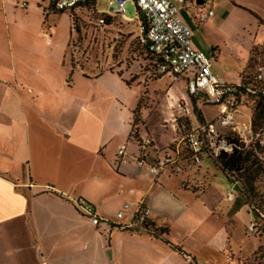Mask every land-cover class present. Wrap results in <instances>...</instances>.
Returning a JSON list of instances; mask_svg holds the SVG:
<instances>
[{
    "label": "crops",
    "instance_id": "crops-1",
    "mask_svg": "<svg viewBox=\"0 0 264 264\" xmlns=\"http://www.w3.org/2000/svg\"><path fill=\"white\" fill-rule=\"evenodd\" d=\"M25 1L0 0V264H191L184 237L210 235L207 223L220 215L223 205L230 208L227 195L207 200L214 183L196 192L191 188L197 182L186 185L184 178L193 172L191 168L197 171L202 164H188L178 177L158 179L134 162L120 164L118 152L123 144L128 143L129 154H138L137 141L131 139L134 129L139 138L152 139L153 159L177 142L174 133L150 128L148 122L144 125L148 110L141 107L144 86L141 79L130 83L133 70H121L118 77L115 72H88L71 65L69 22L64 36L53 33L50 23L46 30L42 18L37 28L24 26L25 33L20 34L21 22L14 15L29 8ZM185 2L179 6L180 16L181 10L191 11L198 28L215 21L217 12L206 0ZM23 3L27 6L22 7ZM221 3L247 8L244 12L257 23L259 30L253 33L247 18L241 23L244 33L255 36L248 47L250 59L254 47L264 44L257 43L264 27L260 13L247 0H219L217 5ZM97 4L94 0L78 9L97 8ZM34 6L46 12L43 9L51 4L36 0ZM209 11L213 15L200 22V13ZM230 21L226 16L216 27L221 33L236 29ZM195 39L193 33L194 49L204 53ZM211 48L214 52L216 45ZM246 67L235 77L215 76L238 85ZM190 78L188 72L176 80L159 76V81H168L170 91L180 94L183 87L178 84L183 82L187 94ZM138 110L140 122L136 123ZM241 111L239 107L236 116ZM236 120L241 122L240 117ZM141 201L150 210L149 223L155 229H169L165 239L105 223L95 227L79 206V202L93 205L101 218L114 222L125 204L135 207ZM200 207L203 215H199ZM166 241L182 247L189 257Z\"/></svg>",
    "mask_w": 264,
    "mask_h": 264
},
{
    "label": "rangeland",
    "instance_id": "rangeland-1",
    "mask_svg": "<svg viewBox=\"0 0 264 264\" xmlns=\"http://www.w3.org/2000/svg\"><path fill=\"white\" fill-rule=\"evenodd\" d=\"M35 1L26 0L25 2L29 4V8L14 15L21 22L20 34L25 33L24 26H28V28L35 26L37 28L42 18V21L44 19V24H46V30L48 23H50L53 33L64 36L68 34L69 22L72 27V36L67 47V53L73 67L83 68L88 72L93 71L95 73L111 71L115 72L118 77L121 74V70L129 69L130 71L133 70L132 74L135 76L130 83H134L138 79L142 80L144 94L141 100V107L148 109L144 125L148 122V127L150 128L170 131L174 133V138L177 139V142H180L185 139L192 128L198 127L203 122H209L219 115L216 107L206 103L203 104L200 100L196 101L185 94L183 82L178 84V86L183 87V94H180L176 90L170 91L172 84L168 81H159V74L154 67L151 56L146 53L141 45L139 23L103 14L108 13L110 10V0H98L97 8L89 5L78 10L65 11L62 14H55L54 12L56 11L52 6H50V9L49 7L46 10L43 9L46 12H39L36 9L37 6L33 7ZM187 1V3H190L191 0ZM218 2L219 0H206V5L217 12L215 21H211L210 24L207 23L206 27L204 25L198 28L194 20L191 19L193 13L181 10V16L193 29L195 40L203 47L204 53L210 59L212 72L220 77H235L248 63L243 71V73L245 72L244 78L246 82H255V80L264 82V70L261 71L260 68L263 55H257L259 53L252 51L249 59L248 47L255 36H250L247 31L244 33L242 31L243 26H241V23H244V18H247V24L250 23L247 26L252 29L250 31L253 33L259 30L257 23L247 12H244L247 8H241L242 6L238 7L239 9L236 7L232 8L228 3H221L222 5L218 6ZM247 2L260 13L259 15L264 21V4L260 3L259 0H247ZM49 10L52 13L49 14ZM237 14L239 18H237ZM136 15V5L133 2L128 3L126 18L135 20ZM226 16L231 19L230 22L233 28L236 29H228L227 32L221 33L220 28L216 26L219 24V20ZM102 20L104 24L101 23ZM23 22L25 25H23ZM27 22H30V24L28 25ZM213 43L216 45L214 52L211 51ZM257 43H264L263 26L260 28ZM260 46H264V44ZM163 103L166 105L163 106ZM240 108L243 112L241 111L240 116H236V118L240 117L239 121L241 122L238 123L243 126L245 123L249 125L251 122L254 132L260 134V138L254 143V147L259 155L255 154L259 156L258 158H260L264 166V120L260 119L256 125L253 124L256 105H253L252 101L241 103ZM249 119L251 120L250 122ZM173 128H175L176 132H173ZM134 132H136V134L134 133L136 137L140 139L137 135V129H134ZM227 134H225V137ZM260 141H263V143H260ZM191 169L190 171L193 172L191 174L186 172L189 175L185 176L184 179L188 182L186 183L187 186L194 185L197 182V186L195 185V188L194 186L191 188L195 192L204 189L206 186V188H209L208 185L210 186L214 183V187L206 196L207 200L210 196L218 197L221 193L225 197L228 191H232L235 198L230 201L226 197L228 202H230L228 203L230 208L227 209V205H223L220 212H218L220 215L223 213L222 216L217 214L218 216L216 215L207 223L206 226L211 232L210 235L203 236L198 234L188 239L184 237L183 240L186 242L184 250L192 258L190 263L256 264L252 256L260 247L264 246V237L261 239L256 238V233L249 230L251 224L256 221L249 208L245 207L238 189L226 180L218 171L214 162L209 159H204L202 167L197 169V171L194 168ZM208 172L209 174L207 175ZM256 185L258 190L264 193V175L258 179ZM214 199L217 198L214 197ZM198 212L199 215L204 214L201 207Z\"/></svg>",
    "mask_w": 264,
    "mask_h": 264
},
{
    "label": "built area",
    "instance_id": "built-area-1",
    "mask_svg": "<svg viewBox=\"0 0 264 264\" xmlns=\"http://www.w3.org/2000/svg\"><path fill=\"white\" fill-rule=\"evenodd\" d=\"M56 11H71L78 9L91 0H48ZM133 2L137 7L135 20L126 18L128 3ZM18 4V2L16 1ZM180 5H186L185 0H110V10L107 14L123 20L137 21L140 25V41L144 49L158 58L157 73L161 77L169 76L179 79L188 72L191 78L187 83V94L190 98L203 104L216 107L219 115L211 122L205 123L198 130L190 131L185 139L169 147L162 157L151 158L150 148L153 141L150 138L138 139L135 134L131 139L137 141L138 154L128 153V143L123 144L118 152L120 164H134L145 169L150 175L158 179L162 176L176 177L185 171L188 164L199 167L204 148L215 158L220 153H231L233 145L228 142L225 134H234L241 143L253 147L260 138L253 130L251 122L243 126L236 120L239 103L236 96V85L227 84L216 77L211 70V61L203 52L193 47V31L180 16ZM26 7L27 4H21ZM213 15L212 11L200 13V22H205ZM104 24V21H101ZM261 79V78H260ZM224 134V136H223ZM263 143V141H260ZM227 198H235L232 191H228ZM84 214L92 218L95 227L101 223L112 228L135 229L142 228L149 221L150 210L144 201L135 207L125 204L116 214V220L101 218L95 206L79 202ZM249 230L255 232V225Z\"/></svg>",
    "mask_w": 264,
    "mask_h": 264
},
{
    "label": "trees",
    "instance_id": "trees-1",
    "mask_svg": "<svg viewBox=\"0 0 264 264\" xmlns=\"http://www.w3.org/2000/svg\"><path fill=\"white\" fill-rule=\"evenodd\" d=\"M92 1L94 0L89 1L84 5H88ZM51 6L54 8L53 5ZM56 12L60 14L64 13V11ZM261 22L263 23V21ZM254 51H256L255 53H259L257 55H263L260 65L261 71H263L264 46H257L253 49V52ZM146 53L151 56V60L157 71V64L159 63L158 58L154 57L153 54L147 51ZM244 73L240 77L239 84L236 85V96L238 99L239 107L241 106V103H244L245 101H252V104L256 105L253 119V124L256 125L258 120H264V82L262 80H255V82H246ZM138 115L139 110L135 112L136 123H139ZM205 123L206 122H203L198 127L192 128L190 131L198 130L199 127L203 126ZM226 139L230 144L233 145V151L231 153L222 152L217 158H215L207 149L204 148V151L202 153V160L206 158L210 161H213L218 171L226 178V180L238 189L240 195L243 198L245 207L249 208L256 221L254 224L256 230L255 235L257 236H254L261 239L264 237V193L258 190V186L256 185V183L258 179L264 175L263 162L260 160V158H258L259 154L258 152H256V148L254 146H245V144L241 143L239 139L232 133H228ZM255 153H257L258 155ZM117 229L122 230L120 228ZM124 231L137 233L146 232L151 234L155 238H164L169 235L168 228L155 229V226L150 224L149 221L142 228L124 229ZM166 243L180 255L189 257L182 247H176L168 241H166ZM252 258L254 259V262L256 264H264V246L260 247L258 251L252 256Z\"/></svg>",
    "mask_w": 264,
    "mask_h": 264
}]
</instances>
